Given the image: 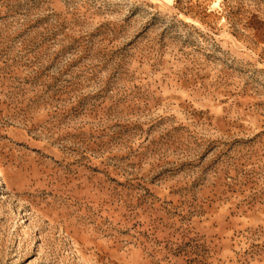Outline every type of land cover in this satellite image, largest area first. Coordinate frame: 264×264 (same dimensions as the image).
Instances as JSON below:
<instances>
[{
    "label": "rangeland",
    "instance_id": "1",
    "mask_svg": "<svg viewBox=\"0 0 264 264\" xmlns=\"http://www.w3.org/2000/svg\"><path fill=\"white\" fill-rule=\"evenodd\" d=\"M0 264H264V0H0Z\"/></svg>",
    "mask_w": 264,
    "mask_h": 264
}]
</instances>
